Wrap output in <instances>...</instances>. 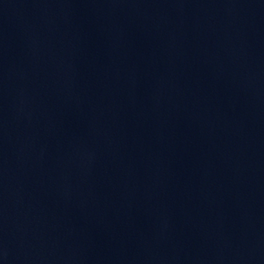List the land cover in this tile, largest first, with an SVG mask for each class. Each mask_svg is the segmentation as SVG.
I'll use <instances>...</instances> for the list:
<instances>
[{
    "label": "water",
    "instance_id": "95a60500",
    "mask_svg": "<svg viewBox=\"0 0 264 264\" xmlns=\"http://www.w3.org/2000/svg\"><path fill=\"white\" fill-rule=\"evenodd\" d=\"M0 264H264V0H0Z\"/></svg>",
    "mask_w": 264,
    "mask_h": 264
}]
</instances>
